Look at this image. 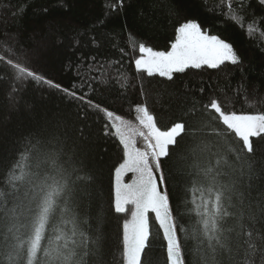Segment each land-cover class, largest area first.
<instances>
[{
  "label": "trees",
  "instance_id": "trees-1",
  "mask_svg": "<svg viewBox=\"0 0 264 264\" xmlns=\"http://www.w3.org/2000/svg\"><path fill=\"white\" fill-rule=\"evenodd\" d=\"M115 2L0 0V51L5 44L15 43L7 39L11 34L29 53L33 70L66 88L75 85L80 91L81 81L74 71L66 70L69 61L75 63L81 53L119 60V48L123 47L129 57L115 66L120 72L110 69L108 85L103 90L97 87L90 98L127 120L136 119L135 104L146 103L157 115L159 126L166 127L188 115L184 111L186 106L195 104L199 110L211 99L224 101L226 97L234 101L226 105L228 110L264 113V32L260 31L264 28V7L259 0H246L251 5L246 11L237 7L239 0H231L232 9L227 7L228 0H203V4L201 0H124L123 9L106 16V8ZM173 3L180 6L183 15L198 19L213 34L232 43L242 63L227 64L218 70L189 69L176 74L173 81L144 74L137 77L129 60L139 54V44L167 50L174 39L182 16L171 10ZM20 4L30 6L22 18L13 17V10ZM44 8L47 13L42 11ZM253 21L256 32L250 33L248 28ZM93 35L98 46L90 42ZM77 41L79 47L74 48ZM116 79L120 83L126 79V89L113 86ZM141 84L144 98L140 94ZM85 111L86 118L80 119ZM193 120L199 122L202 117L195 116ZM57 122L60 127L54 129ZM106 122L110 124L102 113L87 109L82 102L38 81L22 86L14 98L7 83H0V264H91L88 253L92 250L89 240L93 232L101 235L105 256L111 264H121L122 224L127 217L116 214L110 205L113 168L120 161L122 146L114 130L109 128L113 134H104ZM81 127L83 138L78 133ZM65 129L69 142L76 145V160L95 177V195L86 209L79 200L78 182L71 166L65 170L54 154L46 150L16 159L32 134ZM205 134L219 144L225 140L210 132ZM196 163L195 157L188 163L165 160L167 190L177 222L188 228L189 235L195 230L196 239H189L185 245L190 249L186 253L188 258L197 256L202 264H221V245L226 243L222 221L228 199L221 195L219 215L213 212L211 204L207 217H195L190 212L191 204H185L190 194L186 196L185 188L191 187L188 181L196 171ZM201 182L207 180L198 178L197 183ZM205 219L207 228L203 227ZM150 226L151 264H166L162 233L153 214ZM216 236L221 239H211ZM181 238L183 241V234Z\"/></svg>",
  "mask_w": 264,
  "mask_h": 264
},
{
  "label": "snow or ice",
  "instance_id": "snow-or-ice-1",
  "mask_svg": "<svg viewBox=\"0 0 264 264\" xmlns=\"http://www.w3.org/2000/svg\"><path fill=\"white\" fill-rule=\"evenodd\" d=\"M259 5L264 7V0H259ZM29 6L18 5L13 10V17L22 18ZM123 7L124 0H116L106 8L105 15L118 12ZM227 7L232 9L231 0H228ZM237 7L246 11L251 5L246 0H239ZM171 10L177 16H182V22H178L175 27L174 39L167 50H154L145 43L139 44V54L129 60L134 64L137 77L144 74L173 81L176 74L189 69L218 70L227 64L242 63L232 43L213 34L198 19L183 15L178 4L173 3ZM42 11L47 13L48 9ZM103 23L101 20L100 24ZM254 24L255 21L249 25L250 33L256 32ZM260 31L264 32V28ZM7 39L15 43L5 44L3 51H0V83H7L8 92L13 98L22 86L30 81H38L82 102L87 109L102 113L110 122H106L104 134H113L108 130L110 128L118 137L122 156L113 168L110 207L116 214H125L127 217L122 224L121 264H151L149 254L153 235L150 214L154 215L162 233L166 264H202L199 257L189 259L186 255L190 253V249L185 247L186 242L196 239L195 230L189 235L188 228L177 222L167 190L168 177L164 171L165 160L188 163L193 157L198 161L193 165L196 171L189 177L191 187L185 188L186 196L190 194V200H185L186 205L191 204L190 212L195 213V217L202 214L207 217L211 204L213 212L219 215L221 195H226L228 199L222 221L226 243L221 245V264H264V113L228 110L226 105L234 101L227 97L224 101L211 99L201 105L199 110L195 104L186 106L184 111L187 116L161 127L157 115L150 111L146 103H140L134 105L138 126L133 128L122 116L90 98V93L97 87L103 90V86L108 85L110 69L120 72L115 66L122 65L125 58L129 57V52L123 47L119 48V60L99 59L96 55L85 56L81 53L75 63L69 61L66 70L74 71L81 81L80 91H77L75 85L71 89L66 88L54 79L38 74L30 67L29 53L19 46L18 38L9 34ZM90 42L98 46L94 35ZM73 47H79V42ZM113 86L126 89L127 81L125 79L124 83H120L116 79ZM139 87L141 97H146L143 85ZM85 88L88 90L84 91ZM200 91L202 93L203 88ZM240 98L246 99L243 96ZM195 116L202 117V120L195 122ZM79 118H86V111ZM59 127V122L53 125L54 129ZM206 132L225 137L223 144L211 141ZM78 133L80 138L84 137L83 127L78 129ZM137 137L142 138L140 146ZM75 148L76 145L67 139L66 129L63 132L42 131L26 138L16 159L27 158L37 150H46L54 154L65 170L71 166L78 182L79 200L86 209L95 195L96 181L91 172L76 160ZM128 174H132V178L130 182H125L124 178ZM201 177L207 183H197ZM217 182L220 184L219 190ZM207 226L208 220L205 219L203 227ZM212 226L215 230V217ZM91 237L89 245L92 250L88 253L91 264H111L105 256L99 232H93ZM211 239L220 240L221 237Z\"/></svg>",
  "mask_w": 264,
  "mask_h": 264
},
{
  "label": "rangeland",
  "instance_id": "rangeland-1",
  "mask_svg": "<svg viewBox=\"0 0 264 264\" xmlns=\"http://www.w3.org/2000/svg\"><path fill=\"white\" fill-rule=\"evenodd\" d=\"M124 120L130 122L133 128L138 126V120L137 119H133V120L124 119ZM141 139L142 138L137 137L138 146H140ZM131 178H132V174H128L127 176H125L124 180H125V182H130Z\"/></svg>",
  "mask_w": 264,
  "mask_h": 264
}]
</instances>
